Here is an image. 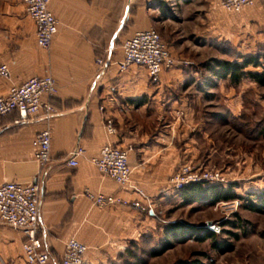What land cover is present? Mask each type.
<instances>
[{
	"label": "crops",
	"instance_id": "obj_1",
	"mask_svg": "<svg viewBox=\"0 0 264 264\" xmlns=\"http://www.w3.org/2000/svg\"><path fill=\"white\" fill-rule=\"evenodd\" d=\"M167 4L169 43H165L174 63L162 68L153 82L142 65L132 63L118 70L112 61L121 56L122 40L154 24L164 6L148 0H49L57 27L49 45L41 48L22 0H0V63L8 68V75L0 76V95L31 75L49 73L56 85L55 94L48 98L56 109L53 115L44 118L40 109L20 121L17 110L0 116V184L28 182L38 176L37 236L49 254V264H58L69 237L86 245L82 264H117L130 245L144 238L158 241L159 229L172 222L165 215L173 195L167 176L183 161L206 160L215 133L209 128L214 125L213 106L196 107L197 96L188 98L191 90L206 91V85L193 87L196 72L190 69L186 74L181 67L201 60L196 53L184 56L178 49L192 50L195 38L211 37L227 39L240 56H246L264 42V0L237 11L224 10L219 0H169ZM95 56L107 61L100 74H96ZM226 106L236 113L233 105ZM105 116L112 120V131L104 125ZM46 127L49 159L39 168L31 139ZM105 143L127 148L128 184L101 175L92 163L91 157ZM77 144L83 152L76 155L75 166L68 165L66 159ZM241 157L242 172H248L249 156L242 153ZM254 184L245 190H257ZM258 185L264 189L263 182ZM84 187L138 199L152 211L117 204L91 206L82 193ZM22 237V232L0 222V264H28L21 253ZM247 247L240 261L226 264H264V245Z\"/></svg>",
	"mask_w": 264,
	"mask_h": 264
},
{
	"label": "rangeland",
	"instance_id": "obj_2",
	"mask_svg": "<svg viewBox=\"0 0 264 264\" xmlns=\"http://www.w3.org/2000/svg\"><path fill=\"white\" fill-rule=\"evenodd\" d=\"M148 2L152 5L160 4L162 8L164 6V12L158 15L159 19L152 26L159 31L164 42L168 44V20L165 15L168 14L169 5L167 2L169 0H148ZM193 44L195 48L192 50L178 49V52L184 56L196 53L201 62L190 65L183 64L181 67L186 71V74L190 72V69L196 72L197 79L195 78L196 80L192 83L193 87L197 84L200 88L199 86L204 84L207 90L204 91V88H200V93H196L190 89L188 98L191 99L193 94L195 97L197 96L198 99L194 100L196 107L213 106V114L210 116L213 119L210 121L211 123L213 121L214 125L213 129L212 126L209 128L215 132L208 143L211 148L210 154L205 157L206 160L200 161V164L206 168L214 167L220 171L221 175H224L223 181H209L206 184L216 183L221 188L229 187L235 196L240 198L246 194L264 191L258 185L259 182H263L264 185V83L258 84L252 78L243 76L231 84L227 78L217 79L212 75L209 68L213 65L214 60H241L238 57L240 54L237 46L227 39L215 40L209 37L202 40L195 38ZM254 50L253 54L263 55L264 42L257 44ZM259 61L263 67L252 68V65L249 64L246 66L247 69L260 71L264 68V55L259 58ZM226 105H233L232 111L236 113L232 114L231 109ZM177 112L181 113L180 110ZM203 112L206 113L205 110ZM244 120L247 123L246 127L242 125ZM242 153H247L250 159L248 172H242ZM235 162L237 163L235 164ZM258 165L263 168V171L258 170ZM253 183H256L254 187L257 190L246 191L245 188H251L249 186ZM172 194V207L165 214L171 221L200 224L205 227V222L217 220L221 216L214 208V202L208 204L203 200L184 201L182 198L179 201V197H177L179 192L173 191ZM235 212L236 215H228L221 222L220 231L214 238L195 239L190 234L183 233L180 238L171 240L165 251L151 256L150 249L158 244L163 225L158 232L160 236L158 241H154L155 238L152 241L144 238L137 245H130L129 251L123 250L117 264L126 262L168 264L175 259L187 257H198L207 264L240 261L246 254L247 246L264 245V212L248 210L242 204ZM231 232L236 233V236ZM225 239L231 241L232 249L222 251L213 246V242Z\"/></svg>",
	"mask_w": 264,
	"mask_h": 264
},
{
	"label": "built area",
	"instance_id": "obj_3",
	"mask_svg": "<svg viewBox=\"0 0 264 264\" xmlns=\"http://www.w3.org/2000/svg\"><path fill=\"white\" fill-rule=\"evenodd\" d=\"M49 0H22L27 15L34 23V35L37 46L47 47L53 33L56 31L57 20L53 17L49 6ZM255 0H219L220 6L226 11H237L242 6L253 4ZM121 56L112 62L118 70H124L130 64L142 65L146 75L153 82L159 78L162 68L171 67L174 63L168 47L162 39L159 31L152 25L144 29L134 30L131 36L120 43ZM112 48V47H109ZM96 74L105 69L107 61L95 56ZM8 75L5 63H0V76ZM109 90L113 89L110 85ZM56 91L55 80L49 73L43 75H31L25 80L10 86L8 90L0 95V116L11 110H17L18 121L26 119L31 114L42 109L44 118L53 115L56 109L52 106L49 97ZM43 97L45 100H43ZM102 109V106H99ZM16 120V121H17ZM104 125L108 131L113 130L110 117H104ZM49 131L42 128L32 135L31 146L33 158L39 168L49 159ZM83 152L81 145L77 144L66 159L68 165L75 166L76 155ZM92 163L99 173L108 176L118 184H128L131 167L127 163V148L105 143L98 148V152L91 157ZM167 185L172 191H178L182 186L195 181L221 182L224 175L214 167H204L200 163L183 161L167 176ZM136 191L144 195L139 189ZM91 206H104L107 204L126 205L139 210L152 209L140 200H129L111 193L90 191L87 187L82 189ZM40 181L38 176L28 182H17L6 180L0 184V222L22 232L21 253L28 264H49V254L42 247L41 239L37 236L40 223L37 219V205L40 198ZM242 199L235 197L231 199L215 201L214 208L220 213L217 220L205 222V227L215 233L220 231L221 222L228 215H232ZM86 245L74 237H69L59 257L58 264H82L84 262V251Z\"/></svg>",
	"mask_w": 264,
	"mask_h": 264
},
{
	"label": "trees",
	"instance_id": "obj_4",
	"mask_svg": "<svg viewBox=\"0 0 264 264\" xmlns=\"http://www.w3.org/2000/svg\"><path fill=\"white\" fill-rule=\"evenodd\" d=\"M264 55V54H263ZM263 55L258 54H248L246 56L240 57V61L237 59L228 60V59H219L214 60L213 65L210 66V72L212 75L217 78H227L231 84H234L238 79L243 76H248L252 78L256 83H264V68L260 71H246L244 68L249 64L252 66L260 65L259 58ZM242 125L246 127V124L242 122ZM246 129V128H245ZM179 195L184 201H195L203 200L206 203H212L217 200H224L226 198H232L235 196L234 192L229 189V187L219 186L216 183L206 184L205 181H195L194 183L185 184L178 190ZM239 197V196H235ZM242 197V196H241ZM242 205L248 210H255L264 212V191L246 194L241 198ZM232 215H236V212ZM233 224V222H231ZM230 232V231H229ZM183 233L190 234L195 239H204V238H214L216 233L209 231L207 228L200 224H188L180 221L173 220L172 222L167 223L161 229V238L158 241V244L150 249L149 254L151 256L160 254L170 245L171 240L174 238H180ZM233 233V232H231ZM236 236V233H233ZM213 246L224 251L226 249H232V243L229 239L220 240L219 242L214 243ZM124 250L129 251V248ZM125 264H136L134 262H126ZM168 264H207L204 263L198 257H187V258H178Z\"/></svg>",
	"mask_w": 264,
	"mask_h": 264
}]
</instances>
